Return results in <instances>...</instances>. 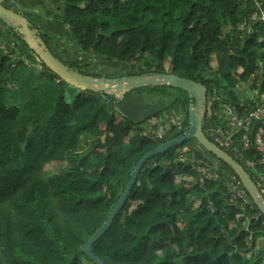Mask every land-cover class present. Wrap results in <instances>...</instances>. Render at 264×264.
I'll return each instance as SVG.
<instances>
[{
  "label": "trees",
  "instance_id": "obj_1",
  "mask_svg": "<svg viewBox=\"0 0 264 264\" xmlns=\"http://www.w3.org/2000/svg\"><path fill=\"white\" fill-rule=\"evenodd\" d=\"M48 1L61 12L85 60H63L53 49L55 38L31 27L81 74L104 76L90 67L93 56L135 62L147 69L126 75L170 72L204 84L216 112L222 102L239 115L264 102V21L251 19L254 0H92L88 6L87 0ZM255 1L264 10V0ZM9 30L15 44L27 47L22 34ZM11 51L0 47V264H96L83 244L107 218L139 157L187 128L193 98L180 88L148 86L150 98L169 102L134 119L114 107L132 89L117 102L111 94L68 84L32 50L35 60ZM240 84L253 93L239 94ZM168 116L180 124H170L161 139L150 137ZM210 119L230 131L207 109L202 127L212 141L206 132ZM231 133L223 149L256 181L264 173L258 153L242 145L238 131ZM194 143L217 161L210 168L215 178H201ZM52 161L78 167L45 174ZM225 175L237 178L194 138L151 157L109 228L92 244L93 253L106 264H262L264 216L247 193L249 203L240 207Z\"/></svg>",
  "mask_w": 264,
  "mask_h": 264
},
{
  "label": "water",
  "instance_id": "obj_2",
  "mask_svg": "<svg viewBox=\"0 0 264 264\" xmlns=\"http://www.w3.org/2000/svg\"><path fill=\"white\" fill-rule=\"evenodd\" d=\"M91 1L92 0H87L84 6L90 5ZM0 19L23 35L27 47L34 52L47 68L68 84L79 89L100 93L103 96L111 94L116 98V101L119 102L123 98V94L131 89L145 86L168 85L186 91L193 98V103H190L188 106L187 128L181 134L159 143L139 157L130 171L129 178L123 186L107 218L83 244V251L90 260L94 261L96 264H106L103 259L97 257L93 253L91 246L106 232L117 213L123 207L143 164L151 157L193 138L207 152L221 160L234 172L252 203L264 216V196L257 183L235 158L212 141L203 131L202 120L207 111V88L204 84L170 72L141 73L123 75L120 77H93L81 74L77 70L71 69L49 50L42 41L37 30L31 27L29 20L24 15L0 3Z\"/></svg>",
  "mask_w": 264,
  "mask_h": 264
},
{
  "label": "crops",
  "instance_id": "obj_3",
  "mask_svg": "<svg viewBox=\"0 0 264 264\" xmlns=\"http://www.w3.org/2000/svg\"><path fill=\"white\" fill-rule=\"evenodd\" d=\"M3 3L7 5L10 9L24 15L30 22V24L34 25L38 29L50 33L52 35L56 42L53 45L54 51L65 61H71L77 59V61H81V54L79 51V48L77 47L76 42L74 39L69 35L67 26L64 24L62 19L61 12L56 9L54 5L49 3L48 0H4ZM18 43V41H17ZM68 46H71L68 48ZM0 47L5 50H13L16 52L23 53V55L26 57L27 60L29 58H32V60H35L36 57H34L33 52L20 44H15V37L13 36L12 32L9 30V26L3 22L0 19ZM70 48H72L71 51H68ZM16 49V50H15ZM11 51V52H13ZM93 61L95 57H92ZM92 63V61L90 62ZM90 67L92 68V65L90 64ZM136 93H129V98L131 100H136L140 103V106L142 109H145L148 105L147 103H150V108L148 113H146L143 110H138L139 108H133L130 113H132V117L137 115L146 116L148 114L153 113L154 111L164 107L169 101L167 99H153L150 98L151 94L150 92L147 93V98L144 97V95H139L137 97ZM127 99V100H128ZM141 101V102H140ZM166 102L165 105L162 104V102ZM147 102V103H143ZM127 109H123L125 111ZM122 113V112H121ZM123 114V113H122ZM126 115L131 116V114L125 113ZM174 118V117H173ZM173 121L171 116H168L165 120H158L159 125ZM211 124V123H210ZM209 124V125H210ZM208 125V126H209ZM207 129V127H206ZM191 147L194 151L199 152V162L197 164H204L208 163L209 168L212 169L216 168L218 166L217 161H212L209 157H207L195 144H191ZM212 166V167H211ZM183 178V177H182ZM188 182H192L191 177H189Z\"/></svg>",
  "mask_w": 264,
  "mask_h": 264
},
{
  "label": "built area",
  "instance_id": "obj_4",
  "mask_svg": "<svg viewBox=\"0 0 264 264\" xmlns=\"http://www.w3.org/2000/svg\"><path fill=\"white\" fill-rule=\"evenodd\" d=\"M4 0H0V3H3ZM256 10L251 16V19L254 20L259 17L264 21V10L261 8L260 4L254 0ZM259 15V16H258ZM244 26L241 25V28ZM212 115H217L218 118L226 124L230 131H224L220 126L212 123L207 127V134L213 139V141L222 148L229 147L230 138L232 131H238L240 133L241 143L245 147L252 145L255 151L259 155L257 161L258 165L264 166V102L256 104L248 113L239 115L236 109L227 102L221 103V108L219 112L211 111L209 113ZM173 121H169L163 124H160L157 128L152 129L148 135L154 139H161L164 137L167 132L168 127L172 123L180 124L178 118H173ZM246 166L253 168L255 163L253 161L245 160ZM201 178L212 179L215 178V172H213L209 166L205 164H200L197 167ZM226 185L228 191L235 201H239L240 207H243L249 203L246 191L242 187L238 178L234 175H225ZM264 194V173L258 174L255 181Z\"/></svg>",
  "mask_w": 264,
  "mask_h": 264
},
{
  "label": "rangeland",
  "instance_id": "obj_5",
  "mask_svg": "<svg viewBox=\"0 0 264 264\" xmlns=\"http://www.w3.org/2000/svg\"><path fill=\"white\" fill-rule=\"evenodd\" d=\"M223 30L225 31L226 28L223 27ZM71 47V46H68V48ZM72 48H70L68 51H71ZM73 52V51H71ZM81 60H85V56L84 55H81ZM94 57V56H93ZM104 58V57H103ZM90 62L92 61V63H90L92 65V70L96 73H100L101 75H107V76H121V75H126L127 73H133V72H138V71H141L143 69H147L146 65L144 64H137L135 62H133V64H135L134 66H130V65H125L123 63H117V62H112L111 60L107 59V58H104V60L108 61H104L102 58L101 59H98L95 57L94 61L92 58H89ZM146 61H150L152 62V58L151 56H147ZM168 58H165L164 61H163V64H164V67L166 68V71L169 67V64H168ZM211 65L212 67H216V61L214 59L211 60ZM90 71V70H89ZM144 88V87H142ZM136 89L137 88H134L132 89V93H136ZM141 89V88H139ZM236 91L243 95V96H246V93L247 94H252L253 92L252 91H249L246 87V85L244 84H240L238 86V88H236ZM149 92V88L148 86H145V89L144 90H141L140 93H136V95H138L137 97H139V95H144L145 98H147V93ZM129 96V95H128ZM129 98V97H128ZM157 99V98H155ZM210 99V98H209ZM208 99V102L206 104V108L209 110V113L212 111V107H211V99L209 100ZM169 101V100H167ZM141 102V101H140ZM143 103H147V102H143ZM163 105L166 104V102H162ZM147 107L145 109H142V107L140 106V103L136 100H131V99H128L124 102V104L120 105V104H116V111L119 112V113H128V114H131V116L133 115L131 112V110L133 108H139L138 110H143L145 111L146 113L150 112L149 111V106H150V103H147ZM127 109L125 111H123V109ZM210 115V114H209ZM127 116V115H125ZM211 116V115H210ZM142 116L141 115H137V116H134V119H141ZM210 118V117H209ZM212 118V117H211ZM210 122H211V119H210ZM212 123V122H211ZM208 125V124H207ZM207 127V126H206ZM195 145H197L196 143H194ZM197 147L209 158L212 159V161H216L215 159H213L209 154H207L206 152H204L198 145ZM182 155H179V157L181 158ZM205 165L209 166L208 163H204ZM78 167V164L77 163H67L65 161H52L50 163H47L44 167V172L45 174H53V173H66L72 169H75ZM183 177V178H182ZM178 179H185L186 181L189 178V176H181L179 175L178 176ZM258 252V247H256V250H254V253H257ZM248 258H252L253 255L252 253H249L247 255ZM262 264H264V260L262 262Z\"/></svg>",
  "mask_w": 264,
  "mask_h": 264
}]
</instances>
